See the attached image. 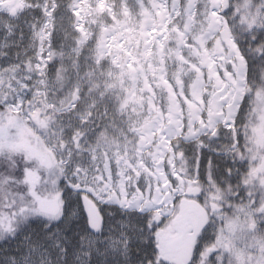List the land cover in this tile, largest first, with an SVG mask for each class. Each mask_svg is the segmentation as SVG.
I'll return each mask as SVG.
<instances>
[{"label": "snow or ice", "instance_id": "6c2138e0", "mask_svg": "<svg viewBox=\"0 0 264 264\" xmlns=\"http://www.w3.org/2000/svg\"><path fill=\"white\" fill-rule=\"evenodd\" d=\"M0 264H264V0H0Z\"/></svg>", "mask_w": 264, "mask_h": 264}]
</instances>
